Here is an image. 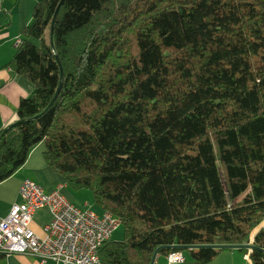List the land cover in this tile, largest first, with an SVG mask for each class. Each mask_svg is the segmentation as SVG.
<instances>
[{
  "label": "trees",
  "instance_id": "obj_1",
  "mask_svg": "<svg viewBox=\"0 0 264 264\" xmlns=\"http://www.w3.org/2000/svg\"><path fill=\"white\" fill-rule=\"evenodd\" d=\"M60 2L36 3L10 61L35 87L0 131V182L44 141L124 227L102 264L232 246L264 264V0Z\"/></svg>",
  "mask_w": 264,
  "mask_h": 264
},
{
  "label": "crops",
  "instance_id": "obj_2",
  "mask_svg": "<svg viewBox=\"0 0 264 264\" xmlns=\"http://www.w3.org/2000/svg\"><path fill=\"white\" fill-rule=\"evenodd\" d=\"M39 0H0V131L18 119L17 109L22 98L34 91V83L24 75L17 73L10 65L15 51L16 40L23 37V30L33 22L34 8ZM36 45L40 40L32 38ZM45 142H39L30 151L26 162L9 178L0 182V218L5 217L13 204L21 200L20 187L25 179H31L41 185L45 191L60 188L61 193L79 207H89L101 214L104 210L94 202V195L79 194L66 183L62 174L50 168L44 158ZM52 218L51 210L43 207L33 217L32 228L44 235V227ZM256 233V232H255ZM252 234V237H254ZM252 242V241H251ZM250 242V244H251ZM251 247L245 251L238 246L222 249L210 261L201 263L191 257L188 251L184 262L170 263L167 254L158 253L156 264H254L250 257ZM0 264H42L39 258L26 254H5ZM45 264H56L48 260Z\"/></svg>",
  "mask_w": 264,
  "mask_h": 264
},
{
  "label": "built area",
  "instance_id": "obj_3",
  "mask_svg": "<svg viewBox=\"0 0 264 264\" xmlns=\"http://www.w3.org/2000/svg\"><path fill=\"white\" fill-rule=\"evenodd\" d=\"M21 42L20 37L16 46ZM19 193L21 200L0 218V253L32 255L42 264L48 260L56 264H102L99 251L121 224L117 216L76 206L60 188L48 192L29 178L22 182ZM43 207L51 210L52 218L44 227V235H39L32 222L35 212ZM156 256L152 264H156ZM167 259L170 263L184 262L186 255L172 251Z\"/></svg>",
  "mask_w": 264,
  "mask_h": 264
},
{
  "label": "rangeland",
  "instance_id": "obj_4",
  "mask_svg": "<svg viewBox=\"0 0 264 264\" xmlns=\"http://www.w3.org/2000/svg\"><path fill=\"white\" fill-rule=\"evenodd\" d=\"M41 142H44V141H41ZM72 189V188H71ZM83 191H79V194H88L91 193L93 194V192L89 189H82ZM261 227H264V219L262 220V222L253 230L252 234H254L256 231H258ZM123 235H124V227L122 224H120L118 226V228L114 231L113 235H112V238L113 240H120L123 238ZM253 239V237H252ZM253 241V240H251ZM252 243V242H251ZM250 248V247H249ZM252 250V248H251Z\"/></svg>",
  "mask_w": 264,
  "mask_h": 264
},
{
  "label": "water",
  "instance_id": "obj_5",
  "mask_svg": "<svg viewBox=\"0 0 264 264\" xmlns=\"http://www.w3.org/2000/svg\"><path fill=\"white\" fill-rule=\"evenodd\" d=\"M62 2H63V0H61L60 4H59V6H58V9H59L60 5L62 4ZM58 9H57V11H58ZM56 14H57V12H56ZM56 14H55V15H56ZM57 95H58V92L56 93V96H55L54 100L56 99ZM16 124H17V122L13 123L12 126H13V125H16ZM156 255H157V254H155V256H156ZM155 256H154V257H155Z\"/></svg>",
  "mask_w": 264,
  "mask_h": 264
},
{
  "label": "bare ground",
  "instance_id": "obj_6",
  "mask_svg": "<svg viewBox=\"0 0 264 264\" xmlns=\"http://www.w3.org/2000/svg\"><path fill=\"white\" fill-rule=\"evenodd\" d=\"M105 212V211H104ZM103 213V212H102ZM251 247V246H250Z\"/></svg>",
  "mask_w": 264,
  "mask_h": 264
}]
</instances>
